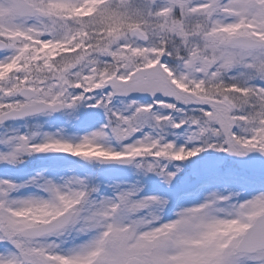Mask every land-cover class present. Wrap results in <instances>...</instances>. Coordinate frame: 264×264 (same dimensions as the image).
I'll return each mask as SVG.
<instances>
[{
	"label": "snow or ice",
	"instance_id": "6c2138e0",
	"mask_svg": "<svg viewBox=\"0 0 264 264\" xmlns=\"http://www.w3.org/2000/svg\"><path fill=\"white\" fill-rule=\"evenodd\" d=\"M0 264H264V0H0Z\"/></svg>",
	"mask_w": 264,
	"mask_h": 264
}]
</instances>
